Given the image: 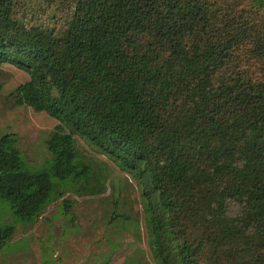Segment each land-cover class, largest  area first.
<instances>
[{
	"label": "trees",
	"instance_id": "1",
	"mask_svg": "<svg viewBox=\"0 0 264 264\" xmlns=\"http://www.w3.org/2000/svg\"><path fill=\"white\" fill-rule=\"evenodd\" d=\"M5 64L30 77L14 105L59 122L50 173L0 138V200L23 223L58 185L105 193L78 136L140 181L157 264H264V0H0Z\"/></svg>",
	"mask_w": 264,
	"mask_h": 264
},
{
	"label": "rangeland",
	"instance_id": "2",
	"mask_svg": "<svg viewBox=\"0 0 264 264\" xmlns=\"http://www.w3.org/2000/svg\"><path fill=\"white\" fill-rule=\"evenodd\" d=\"M29 80L13 65L0 66V138L14 134L24 171L40 175L51 172L47 142L59 122L11 101V94ZM75 138L82 159L106 184L105 193L78 194L53 179L64 197L28 224L14 214L8 202L0 200V230L15 228L11 240L0 238V264H157L150 248L140 181L120 171L84 139ZM66 200L71 204L68 212L63 206ZM230 207L233 214L240 211L238 205Z\"/></svg>",
	"mask_w": 264,
	"mask_h": 264
}]
</instances>
